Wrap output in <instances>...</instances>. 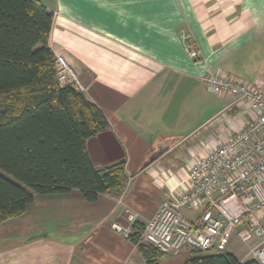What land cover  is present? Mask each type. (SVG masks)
Instances as JSON below:
<instances>
[{"label": "crops", "instance_id": "1", "mask_svg": "<svg viewBox=\"0 0 264 264\" xmlns=\"http://www.w3.org/2000/svg\"><path fill=\"white\" fill-rule=\"evenodd\" d=\"M37 1L53 13L50 50L104 115L128 182L120 197L94 203L75 190L34 195L22 215L0 224V264H187L191 250L149 262L113 225L126 226L129 213L144 225L163 200L175 202L191 186L189 163L230 132L224 123L238 131L254 119L251 107L209 92L201 77L210 71L264 88V0ZM87 151L95 165L112 157L100 139ZM206 207L179 211L194 221ZM244 226L203 254L254 261L251 251L264 239L243 242L237 232Z\"/></svg>", "mask_w": 264, "mask_h": 264}, {"label": "trees", "instance_id": "2", "mask_svg": "<svg viewBox=\"0 0 264 264\" xmlns=\"http://www.w3.org/2000/svg\"><path fill=\"white\" fill-rule=\"evenodd\" d=\"M52 21L37 0H0V224L22 215L34 195L75 190L94 203L120 197L128 182L124 159L97 168L89 157L87 143L109 126L83 93L58 84ZM143 229L132 223L127 240L154 262L163 254L142 241ZM191 252L187 264H240L227 253Z\"/></svg>", "mask_w": 264, "mask_h": 264}, {"label": "built area", "instance_id": "3", "mask_svg": "<svg viewBox=\"0 0 264 264\" xmlns=\"http://www.w3.org/2000/svg\"><path fill=\"white\" fill-rule=\"evenodd\" d=\"M185 40L189 36L184 37ZM192 60L201 59L200 51L192 43L185 44ZM56 79L60 86L82 87L70 80L65 60L55 61ZM211 93L227 95L239 105L251 107L255 117L238 131L227 132L221 143L208 154L189 163L191 186L172 202H161L155 216L144 224L141 239L162 254H176L182 250L211 253L221 249L231 231L247 242L252 236L264 239V88L226 74L210 71L201 77ZM206 203L200 216L189 221L181 216L180 206ZM126 226L113 225L126 239L135 217L128 214ZM257 264H264V247L253 249Z\"/></svg>", "mask_w": 264, "mask_h": 264}, {"label": "water", "instance_id": "4", "mask_svg": "<svg viewBox=\"0 0 264 264\" xmlns=\"http://www.w3.org/2000/svg\"><path fill=\"white\" fill-rule=\"evenodd\" d=\"M96 139H100L101 141H105V143L107 144V147L109 149V151H111L110 153L112 154V157L109 160L103 161L100 165H95V167L97 168H101L103 166H106L108 164L114 163L116 161H120L121 160V152L120 149L118 147V145L116 144V142L114 141V139L111 136L110 132H105L103 134L98 135L95 139L90 140L87 143V147H91L95 144Z\"/></svg>", "mask_w": 264, "mask_h": 264}, {"label": "rangeland", "instance_id": "5", "mask_svg": "<svg viewBox=\"0 0 264 264\" xmlns=\"http://www.w3.org/2000/svg\"><path fill=\"white\" fill-rule=\"evenodd\" d=\"M186 44H187V43H186ZM59 56L62 57V58L65 60V62L67 63V65H68V67H69V70H70V71H69V72H70V74H69V75H70V76H69V77H70V80H74L73 82L76 81L77 83H79L78 80H77V78H76V76H75V74H74V72H73V69H72L71 65L66 61V59H65L63 56H61V55H59ZM56 57H58V56H56ZM56 57H55V58H56ZM233 122H234V120H233ZM227 125H228V123L225 122V123H224V128L227 129V130L232 131V127H231V128H230V127L228 128Z\"/></svg>", "mask_w": 264, "mask_h": 264}]
</instances>
